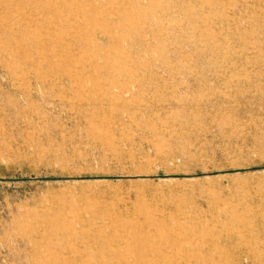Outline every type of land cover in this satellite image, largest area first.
Segmentation results:
<instances>
[{
    "label": "rangeland",
    "instance_id": "rangeland-1",
    "mask_svg": "<svg viewBox=\"0 0 264 264\" xmlns=\"http://www.w3.org/2000/svg\"><path fill=\"white\" fill-rule=\"evenodd\" d=\"M0 264H264V0H0Z\"/></svg>",
    "mask_w": 264,
    "mask_h": 264
},
{
    "label": "bare ground",
    "instance_id": "bare-ground-1",
    "mask_svg": "<svg viewBox=\"0 0 264 264\" xmlns=\"http://www.w3.org/2000/svg\"><path fill=\"white\" fill-rule=\"evenodd\" d=\"M149 221H150V220H149ZM147 222H148V221H147ZM153 224L155 225V223H153ZM154 225H153V226H154ZM147 227H148V225H147ZM154 227H155V226H154ZM143 228H144V227H143ZM148 228H149V227H148ZM141 229H142V228H141Z\"/></svg>",
    "mask_w": 264,
    "mask_h": 264
}]
</instances>
